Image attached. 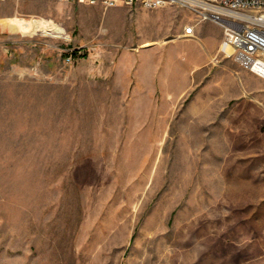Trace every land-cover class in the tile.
Wrapping results in <instances>:
<instances>
[{
  "label": "rangeland",
  "instance_id": "rangeland-1",
  "mask_svg": "<svg viewBox=\"0 0 264 264\" xmlns=\"http://www.w3.org/2000/svg\"><path fill=\"white\" fill-rule=\"evenodd\" d=\"M195 19L0 1V264H264V77Z\"/></svg>",
  "mask_w": 264,
  "mask_h": 264
},
{
  "label": "built area",
  "instance_id": "built-area-1",
  "mask_svg": "<svg viewBox=\"0 0 264 264\" xmlns=\"http://www.w3.org/2000/svg\"><path fill=\"white\" fill-rule=\"evenodd\" d=\"M1 1V0H0ZM104 7L142 5L156 8L167 3H177L196 15L194 21L184 25L182 36L196 34L200 22L212 20L223 30V42L233 49L234 60L264 77V24L259 21L264 14V0H65ZM78 48H70L66 60L72 62Z\"/></svg>",
  "mask_w": 264,
  "mask_h": 264
},
{
  "label": "crops",
  "instance_id": "crops-1",
  "mask_svg": "<svg viewBox=\"0 0 264 264\" xmlns=\"http://www.w3.org/2000/svg\"><path fill=\"white\" fill-rule=\"evenodd\" d=\"M205 23V21L204 22H200L198 25H197V28H196V32H199V34H201V36L203 37L204 35V31H203V24ZM218 31H219V33H220V43L217 45L216 44V46L218 47L219 45L221 46V48H223V38H222V35H223V30H222V28H221V26H219L218 25ZM204 38V37H203Z\"/></svg>",
  "mask_w": 264,
  "mask_h": 264
},
{
  "label": "bare ground",
  "instance_id": "bare-ground-1",
  "mask_svg": "<svg viewBox=\"0 0 264 264\" xmlns=\"http://www.w3.org/2000/svg\"><path fill=\"white\" fill-rule=\"evenodd\" d=\"M22 21H24V19H23ZM259 21L262 22V23L264 24V14L262 15L261 19H259ZM13 24H15V26L18 25V24L24 26V24H26V22L14 21ZM25 26H26V25H25ZM224 43H225V44H224V47H225V49H226L227 51H229L230 48H232V50H234L233 47H232L229 43H227L226 41H224Z\"/></svg>",
  "mask_w": 264,
  "mask_h": 264
}]
</instances>
